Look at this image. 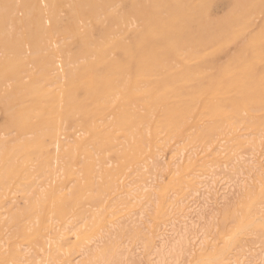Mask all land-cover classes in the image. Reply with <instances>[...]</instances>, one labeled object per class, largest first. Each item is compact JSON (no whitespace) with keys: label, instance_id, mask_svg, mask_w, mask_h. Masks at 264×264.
Here are the masks:
<instances>
[{"label":"bare ground","instance_id":"bare-ground-1","mask_svg":"<svg viewBox=\"0 0 264 264\" xmlns=\"http://www.w3.org/2000/svg\"><path fill=\"white\" fill-rule=\"evenodd\" d=\"M189 5L190 0H150L147 7L134 0H0V111L4 115L0 190L34 178V172L39 174L36 178H46L42 184L36 183L37 179L25 184L21 206L15 198L2 199L0 210L8 209L0 212V234L12 223L17 229L15 236L38 246L39 254L34 253V257L41 264L52 260L51 251L57 249L60 238L77 237L74 226L65 225L61 230L52 228L53 237L46 238L42 233L48 222L62 221L73 213L87 192H92L87 199L101 201L112 211L107 214L111 221L119 214L116 209L120 205L131 210L143 199L148 204L154 197L153 225L148 222L150 226L143 227L142 246L130 256L103 238L97 249L79 250L80 262L68 260L67 264H136L134 260L140 262L142 255L146 256L145 264H176L192 256V264H264V203L259 206L264 199V79L252 69L253 60L262 51L259 38L248 41L253 53L250 59H240L234 68L229 66L231 70L227 66L218 69L213 78L204 72L203 65L195 70L183 64L176 69L170 64L174 60L177 67L178 61L187 59L204 62L206 52L218 53L230 34L240 35L249 27L258 0H241L222 23L213 20L210 6ZM62 13L64 18L59 17ZM134 16L142 22V27L137 26L142 28L137 49L130 41L133 34L128 38L131 28H136ZM141 53L143 61L138 62L137 54ZM144 78H152L149 88L138 86ZM239 125L254 132V143L233 132ZM188 127L192 130L189 141L202 150L185 156L181 149L166 162L161 161V152L173 139L184 137ZM72 129H77L73 136L63 133ZM219 137L211 155L222 152V141L249 147L250 158L242 160L235 155L219 165L216 158L213 164L203 162L208 157L205 152ZM108 153L114 156L115 168L107 167L112 162L103 155ZM201 154L204 157H199ZM62 158L68 159L66 174L75 177L69 181L74 182L71 191L69 182L56 178L54 165ZM38 161L41 166L34 171L32 164L39 165ZM69 164L77 166V171H71ZM160 166L169 176L168 184L163 183L158 193H145L154 187L157 178L152 173ZM254 173L258 190L245 193L249 216L241 219L226 210L222 217L236 229L228 246L241 247L247 228L252 227L260 232L255 244L263 249L246 248L232 257H228L227 246L207 253L205 239L198 240L191 222L198 212L196 203L224 200L225 186L235 183L244 188L243 178ZM45 183L50 187L42 193ZM124 187L122 200L104 205L103 195ZM130 224L129 234L138 231L135 238L141 231ZM5 233L0 239V264L25 263L22 245L9 244ZM196 252L204 259L195 258Z\"/></svg>","mask_w":264,"mask_h":264},{"label":"rangeland","instance_id":"rangeland-1","mask_svg":"<svg viewBox=\"0 0 264 264\" xmlns=\"http://www.w3.org/2000/svg\"><path fill=\"white\" fill-rule=\"evenodd\" d=\"M134 1L143 4V6L145 5V7L150 5V0H147V1L134 0ZM240 1L241 0H190L189 6L190 7H196V6H200V5L210 6V13H211V17H213V20L217 23H222V22L226 21L233 14V12L236 10V7H235V9L233 7L237 3H239ZM42 5L44 6V3H42ZM124 5H125L124 8L127 9V7H128L127 3L126 4L124 3ZM124 5L120 4L119 7H122ZM61 8H63V10ZM61 8H60V10L62 12L66 11L65 10L66 7H61ZM258 11H259V14H258ZM263 13H264V0H258L257 10L255 11V13H253L252 18L250 19L249 27L247 29L241 31L240 35H236V34L234 35L233 34L234 35L233 36L232 34H230L229 37L227 38L228 41L223 43L222 49L218 53H216L214 55H212V54L209 55V52H206L208 55H206L207 57H205V60H203L204 62H200L198 60L193 61V60L187 59V60H184L183 62L178 61V63L180 64V65H178L179 67L178 66L176 67L177 62L174 60H173L174 62L170 61L171 63L170 62L169 63L171 64V66H174L176 69L183 68V67H181V64H183L184 67H187L190 69H195V70L199 69L201 67V65H203L202 68L205 67L207 69L206 70L204 68V72L209 77L213 78V77H215V73L217 74V72L219 70L224 69V67L227 66L228 69L231 70L232 68L229 66L231 65L234 68L238 64V61H240V59H242V58L250 59L252 57L253 53H252V49L249 47L248 41L251 38L258 37L259 41H260L259 47L262 48V51L258 55L257 59L253 60L252 69L255 71L256 75L260 77L261 80L264 79V50H263L264 49V41H263L264 40V14ZM223 14H225V15H223ZM59 17L64 18V13L60 14ZM135 17L136 16H134V18ZM137 18L138 17H136L134 19V23H136V24H133L134 26H136V28L132 27L129 34H128L129 39L131 37V34H133L130 41L133 43L134 49H137L138 44L141 42V35H142V33H141L142 32V28H141L142 22ZM198 18H200L202 20L201 17H198ZM261 21H263V22H261ZM137 26H141V27L138 29ZM192 28H193V31L196 30L195 23L192 24ZM138 35H139V37H138ZM133 37L135 38L134 40L132 39ZM54 38H55V40H58L59 37L57 38V36H55ZM242 39H243V41H242ZM233 46H234V48H232ZM233 49L236 52H234ZM256 49L257 48H255V50ZM142 54L143 53L137 54L138 62L143 61L141 59ZM224 56H226V57H224ZM238 58H239V60H238ZM187 64H188V66H187ZM249 65L250 64H248V69H249ZM257 69H259V70H257ZM227 75H225V77H224L225 79H227V77H230L229 74H227ZM135 77H136V75H135ZM238 77H239V75H238ZM147 79H148V81H147ZM147 79L144 78L142 80H139L140 83L138 86L142 89L143 88L144 89L149 88L152 85V84H150V80H152V78H147ZM142 81H146L145 82L146 85ZM141 84H143V86ZM243 116H245V114ZM2 129H4V115H3L2 111H0V130H2ZM75 130H77V129H72L71 131H68V133L67 132H63V133L67 134L69 136H71V134H72V136H73ZM188 130H189V127H188L187 131ZM232 130H234L233 132L236 133V135L241 136L240 137L241 140H245V141L248 140L250 143H254L255 140L257 139V138H255L256 135L254 134V132L244 129L243 125H239L237 128L232 129ZM232 130H230V132ZM189 133H192V130H189V132H187L184 137L181 136V137L175 138L172 141H170L168 144V147H166L163 150V152H161V154L164 156L161 161L164 160V162H166L168 160V158L172 157L171 155H176L177 152L181 149H183L182 152L185 156L191 154L189 152H192V153H193V151H194V153L200 152L202 150V148L200 147L199 149H195L197 144L195 145L194 143H191V141H189L190 140V138L188 137ZM250 134H252V135H250ZM12 135H14V134H12ZM253 135H254V137H252ZM8 138H11V136H9ZM220 138H222V137H219L217 140H215L212 147L209 148V150H207L205 152V155H207L208 157L203 159V162L207 161V163L213 164L215 162H213L212 159L216 158V159H218L217 163L219 165L221 163L229 162L230 161L229 158L232 156H235V155L241 156L242 160H247L248 158H250L251 154L249 153L250 151L248 150L249 147L234 146L233 142L225 143L222 141H221V143L223 144L222 145L223 147L221 148L222 152L219 149V151L221 152L220 154L219 153H215V154L213 153V155H211L212 149H215V147H216L215 145L217 144V142ZM187 140H188V142H187ZM225 147H226V149H225ZM196 148H198V146ZM230 150H232V151H230ZM228 154L229 155L231 154V156H229ZM103 156L106 159H111L112 163L107 165V167L109 169L111 167L112 168L116 167L117 164L113 159L114 158L113 155H110L108 153V154H104ZM199 157H204V154H201V156L199 155ZM224 157L227 158V160L224 161ZM81 158L82 157L80 156L79 159L82 160ZM210 160H212V161H210ZM62 162H63V165H61ZM32 166L34 168H36L34 171H37V168L39 166H41V163L39 162V165H37L36 163H33ZM59 166H61V168H63V171L58 170ZM67 167H68V159L67 158H62L61 160H59L58 166H57V163H56V165H54V169L57 170L56 178L58 177V179H60V180L63 179V182H64V180H65V182H69L70 180H73L75 177L74 176H71V177L68 176L65 172L66 170H64ZM161 167L162 166H160V169H158L155 173L154 172L152 173L154 175L153 178H157V180L154 181L156 184L154 183V187L151 190L149 188H147L145 190L146 191L145 193H149L151 191H152V193H158V191L160 190V187L163 185V183H164L163 186H166L168 184L169 176L166 173V170H164V172H162L163 169ZM69 168L71 171H77V169H78V167L77 166L74 167V165L73 166L70 165ZM130 168L131 169H126V171H124V173L125 174L130 173V171H132L133 166ZM218 171H220V172L223 171L222 166L218 169ZM34 173H35V175H33V177L35 178V180H34V178H31V179H28V181L26 180V181L19 182V185H17V183H15V186H14V182H13V183H11V185L13 184L12 186L9 184L8 189L7 188H6V190L3 189L5 192L3 190H0V193H1L0 195L4 194L3 195L4 197L3 198L1 197L0 202L2 203L3 201H5V200H2L5 198L6 199L15 198L20 206L23 205V201L20 199V197L23 195L22 189L24 186H26L25 184H28V182H30L32 180L36 181V179H37L36 183L42 184L46 180V178L44 176H42L43 178L40 177V179L36 178L37 175H38L37 177H39V174H37V172H34ZM157 174L159 175L160 179H158V177H155V175L158 176ZM256 174L254 173L253 175H250L249 179H247L246 177L243 178L246 180V181L243 180V182H245L244 188H241L238 184H235V183H229L227 186H225V188H227L228 190H226L227 192L226 191L223 192V193H225V196H226V198L224 200H220V201L218 200L217 202L216 201L214 202V200H210V201L205 202V204H202V202H200V201H198L196 203L195 206H196V210L198 212H197L196 216L194 214H193L194 217H193V215L191 216V217H193L191 222L195 223V229L198 232L197 233L198 240L199 239H205L206 243H205L204 247H205L207 253H212V252L214 253V252L224 248L225 246L228 247V252L230 251L228 253V255H229L228 257H230L231 255L234 256L235 254H237L241 250H243V249L246 250V248H249V249L259 248L260 250L263 249V246L255 244V242L258 239L257 236L260 235V232L255 231L252 227H251L252 229L250 227L247 228V235L248 236L246 235L243 237L244 241L241 243V247H239V248L233 247L234 245L228 246L227 244H230L232 242L231 240L235 238L234 236H235L236 229H235V226L233 224L224 223L223 222L224 217H222L223 212H225L226 210H227L226 212H228V213L233 212L234 214H236V216L238 218H241V219H243V217L249 216V214H248L249 210L246 208L247 201L245 198V193L247 191H251V190L254 192H256L258 190V183H257L256 176H255ZM130 178H131V176L129 177V179ZM259 178H261V177H259ZM128 180H126V181L128 182ZM126 181H124V183ZM133 181L135 182V181H137V179H135ZM159 181H161V182H159ZM166 181H167V184L165 185ZM73 183L69 182V187L71 184L73 185ZM98 183H100V181H98ZM139 183L137 182L135 185H139ZM20 184L23 186L21 187ZM72 185L70 187V191H71ZM247 185H249V186H247ZM18 186H19V190H18ZM44 186L45 187H42V189H41L42 193H45L43 191H46L50 187V184L45 183ZM11 187H12V189H11ZM125 189L126 188L124 187L122 189L116 190L115 191L116 193L110 192L111 194H109V195H106V194L103 195L101 198L106 196L105 197L106 203H104V205H110V204H112L113 201H114L113 202V204H114L116 200L117 201L118 200L120 201V199L122 200L123 196H122V198H120L121 197L120 194H122L123 190L125 191ZM148 190H149V192H148ZM18 191H21L22 193L21 192L18 193ZM88 194L89 193L87 192L85 194L86 196H84L85 198L83 197L82 200L80 201V203L78 204V207L77 206L74 207V209H73L74 212L71 213L70 215H68L65 219H63L62 221L56 220V221H53L51 223L48 222L49 224L47 223L48 225H47V229L45 230L46 232L44 231L42 233L44 236H46V238H52L53 237V235L51 234V232L53 230L52 228L57 226L56 229L61 230V228H63L65 225L74 226V229H75L74 233L77 236V237H73V238H71L70 236L69 237L64 236V237L60 238L57 241V246H56L57 249L55 248L56 250L51 251L52 257L56 258V259H53V258H52V260L48 259V261L50 260L51 262L49 261V263H47V264H67L66 261H68V260H69V262H71V261L80 262L81 258L79 257V254H80L79 250L82 248H90L91 250H95L101 245V242L99 240L100 239L103 240V238H104V240L116 243L118 245V251L121 253H122V251L123 252L126 251L127 256H130V254L133 253L135 248L139 249L142 246V243H143L142 238L146 234L145 231L143 230V227H146V225L147 226L153 225L151 220H153L152 217L154 214V205H153L154 202L152 201L153 199H155L154 197H150V199H152V200L148 204L145 203V202H147V200L143 199L142 202L140 201L138 206H136L135 208H132L131 210H128L126 205H123V206L120 205L116 209V210L120 211L119 214L115 218L113 217L114 218V219H112L113 223L109 224L110 222H112L110 220L112 217H110V219H109L110 215H107V214H109V213L111 214L112 211L109 210V208H106V206H102L101 201L99 202V201H92L90 199H87V197L92 195V192L89 195ZM117 194H119V195H117ZM219 194H220V192H219ZM94 195H98V194L95 193ZM147 199H148V197H147ZM81 202H83L82 203L83 206H82ZM93 202H95V203H93ZM260 202L261 203L259 206H261V204L264 203V199L261 200ZM135 204H136V202H135ZM120 207H121V209L122 208L123 209L121 210ZM7 209L8 208H6V210L5 209L4 210L7 211ZM4 210H0V212L1 213H2V211L5 212ZM82 211L84 212V214H81ZM82 217L84 218V220H82L83 219ZM96 218H98V219L96 220ZM102 218H104V219L101 220ZM4 220H6V217H4ZM148 222L150 225L148 224ZM130 223L133 224V227H135L139 231H141L139 233V235L135 238L133 237V234L137 230L134 231L133 233H131L132 229H130L131 228ZM187 223L189 224L188 221H187ZM25 225H27L26 222H25ZM14 227L15 226L12 223L6 224L5 228H2L3 230L1 229V234L3 235L4 232H6L4 238L7 237L6 239H8L9 244L13 242L12 243L13 245L14 244L15 245L16 244L22 245L21 249H23V253H24L25 257H27V260L23 264H32V263L41 264V261L35 260V257H34V253L39 254V253H37V250H36L38 248V246L36 245L37 247H35V245H33L34 242L28 243V240L26 241V238L15 236L17 229H14ZM128 231H131L130 233L132 234V236H131V234L128 233ZM120 232H122V234ZM125 233H126V235H124ZM137 233H138V231H137ZM1 234H0V239L2 238ZM84 236L88 237V240H82V238ZM232 236H233V238H232ZM41 240L43 241V238ZM198 240H196V242H198ZM71 246H73V248ZM229 248H231V249H229ZM262 254H264V251ZM77 255H78V257H76ZM194 257L195 258L196 257L203 258V257L199 256L198 252L195 253ZM192 258H193V256H192ZM192 258H189L188 260L185 258L180 259V260H178L179 262L176 264H192V262H191ZM139 259H140V262H138L139 260L137 261V259L134 260L136 264H139V263L145 264V259H146L145 255L140 256ZM6 264H9V263H6ZM13 264H15V263H13ZM199 264H205V263L202 262Z\"/></svg>","mask_w":264,"mask_h":264}]
</instances>
